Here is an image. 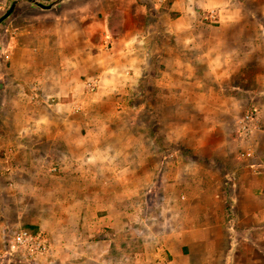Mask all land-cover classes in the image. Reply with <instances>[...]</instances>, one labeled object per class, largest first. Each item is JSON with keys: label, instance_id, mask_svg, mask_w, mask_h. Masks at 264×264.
I'll use <instances>...</instances> for the list:
<instances>
[{"label": "rangeland", "instance_id": "374dc122", "mask_svg": "<svg viewBox=\"0 0 264 264\" xmlns=\"http://www.w3.org/2000/svg\"><path fill=\"white\" fill-rule=\"evenodd\" d=\"M13 1L0 0V17ZM39 1L50 5L56 0ZM174 1L177 0H158L159 11H152L151 15L149 11L140 13L132 19L129 0H64L49 11L23 0L0 26V164L5 158H15L16 152V159L24 160L26 148L29 156L38 159L37 164L48 160L45 167L31 169L30 179L25 181L23 193L17 199L1 197L0 215L3 216L8 205L15 204L24 213L22 223L9 225L4 233L9 255L14 234L21 229L37 228L26 222L41 219L52 207L78 203L65 198L67 189L78 188L70 179L77 174V168L72 165L76 161L112 160L115 164H125L126 160H149L150 170L135 168L136 177H140L135 185L110 182L104 185L103 195L107 194V198L89 199L90 203H117L114 216L121 220L127 206L123 194L128 187H149L152 181V188L158 189L163 178L167 192L190 194L216 189L219 180L228 171L231 173L233 166L222 150L238 149L243 130L248 145L251 140L264 144V117L258 120L256 115L260 104L264 112V0H230L225 6L219 5L218 0H201L204 2L189 11L188 8L182 11L181 0L177 6L182 9L170 12ZM144 2L150 4L151 0ZM213 13L215 19L210 17ZM187 14L196 20L192 26L172 25L174 19ZM82 17L87 18L86 35L82 33L85 22H79ZM70 24L72 28L68 31ZM139 26L149 30L144 48L151 57L143 63L145 76L132 87L128 84V74L133 75V67L139 60L132 63L136 57L128 54L115 57L107 53V48L97 49L96 35L107 33L108 29L117 33ZM25 33L32 48L23 56L18 53L17 57L15 42ZM53 38L61 42L69 40V46L72 43L70 51L67 48L63 52L67 56L65 62L81 59L83 48H87V70L75 73L81 76L77 80L79 88L69 73L51 68L54 55L48 43ZM31 39L37 41L36 45ZM112 44L110 40L111 47ZM123 44L114 51L122 53L123 47L128 48L127 43ZM93 49L102 55L94 57L90 54ZM24 59L29 60L27 66ZM96 63L100 65L98 71L94 70ZM21 69L25 74L22 82L15 78V72ZM63 86L71 94L53 97L50 92ZM221 97L230 103H224ZM222 108L225 112H220ZM132 126L147 132L144 138L130 140L138 146L135 151L126 148ZM107 138L114 144V150L101 147ZM63 162L65 166L61 168L58 164ZM116 168L118 174L125 169ZM44 170H51V175L67 174L68 181L50 179ZM228 176L227 192L236 189V178L232 174ZM196 177L201 180L195 181ZM46 185L52 186L50 190ZM0 187L4 188L3 184ZM87 188L92 190L94 185L88 184ZM109 192H119L120 197L110 198ZM228 197L229 217L234 218L236 202L229 192ZM183 202L180 210L184 222L179 218L173 222L172 217L170 223L154 225V229L166 232L174 225L189 224L186 214L190 207ZM7 218L13 222L15 216L12 213ZM38 231L47 234L45 230ZM17 259L23 264H40Z\"/></svg>", "mask_w": 264, "mask_h": 264}, {"label": "crops", "instance_id": "0c3cea01", "mask_svg": "<svg viewBox=\"0 0 264 264\" xmlns=\"http://www.w3.org/2000/svg\"><path fill=\"white\" fill-rule=\"evenodd\" d=\"M180 1H174L169 11H180L182 7L177 6ZM229 1L218 0L221 2L219 5L223 6L227 5ZM182 2V11H186V8L189 11L204 1L183 0ZM160 7L158 0H151L150 4L144 0H139V2L129 0L128 11L129 9L133 10L131 18L134 19L136 15L140 13L144 15L147 11L151 15L152 11H159ZM196 13L200 17L202 16L200 12ZM93 18L95 19L96 16ZM187 18L190 20H186ZM106 19L108 18L106 17ZM106 19L104 18V20ZM86 20L87 18L82 17L79 21L85 22L84 25L82 24L84 35L87 34ZM193 21L196 20L192 14L180 15L174 19L172 25L185 23L186 26H192ZM71 26V24L68 26V31L72 28ZM178 32L175 34L177 35ZM97 34L99 35H96L97 49L107 48V53L115 57L127 54L136 57L132 59V63H135L136 59L139 60L136 67H133V75L131 72L128 74L130 76L129 86L138 85L146 74V65L143 63H146L151 57L148 50L144 48L147 44L146 39L150 35L149 30L139 26L136 29L126 28L117 33L108 29L107 33L104 31L97 32ZM59 35L63 36V34ZM27 37L28 33H25L22 34L21 39H16L15 43L18 45L16 56L18 53L23 56L28 53V49L31 50L32 45H29ZM110 40L113 43L112 47ZM68 41L65 42L64 39L61 42L59 38L49 40L48 44L54 55L51 68L61 73H69L79 88L77 80L81 76L75 73L87 70V48H83L84 54L81 59L72 61L68 59L65 62L67 56L63 52L68 49L70 51L72 47V43L69 46ZM31 42H35L36 45L37 41L31 39ZM123 43H127L128 48L123 47L120 54L118 52L121 51H114L121 48ZM90 54L94 57L102 55L96 49H93ZM61 55L63 59L59 58ZM27 62L29 60L24 59L25 66H27ZM99 67L100 65L96 63L94 70L98 71ZM23 76H25L23 69L15 72V78L18 81L22 82ZM67 78L69 79V77H65V79ZM50 93L53 97L69 96L71 90L63 86L61 90H52ZM221 99L224 103H230V100L225 97H221ZM262 107L263 105L260 104L256 108L258 120L264 117ZM225 110L222 108L220 112H225ZM53 115L56 116L54 110ZM146 134L147 132L132 126L127 134L126 148L135 151L138 146L133 143V140H130L144 138ZM240 141L242 144L238 149L226 147L222 150L223 155L233 162V166L231 173L228 171L222 180H219L216 189L213 187L209 190L191 191L190 194H182L184 192L177 191L167 192V184L163 182V178H160L158 189L152 188V181L149 187H136L139 189L128 187L126 193L123 194L127 199V206L122 213L124 218L122 217L121 220L114 216L116 215L114 207H118L117 203L110 205L102 204V202L101 204L90 203L89 199L107 198V194L103 195L104 185L110 182L121 181L126 182L129 186L135 185L140 180V177H136L135 168L150 170L149 160L131 162L126 160L125 164L123 162L115 164L112 160H95L94 162V160L88 159L72 163L77 168V174L71 176L70 179L74 180L78 188L67 189L68 193L65 194V198L77 200L78 203L76 205L62 204L61 208L60 206L52 207L51 211H47L41 219L26 222L27 225H35V227L47 231L50 236L53 247L52 255L41 260L40 264H264V144L251 140L248 145L245 130L241 133ZM104 146L106 149L111 148L110 150H114L112 148L115 147L109 138L102 143L101 147ZM25 154L24 160L16 159L18 152H16L15 158L8 157L2 160L0 183L4 188L0 187V201L1 197L5 196L17 199L23 193L25 181L30 179L31 169L36 166L43 168L48 164V160L37 164L38 159L29 156V148H26ZM216 160L214 161L216 162ZM224 161L228 160L224 159ZM63 164L65 166V162L58 165L63 168ZM118 166L125 168L119 174L116 168ZM222 166L225 169L224 164ZM44 171L48 173L50 179L54 178L60 182L68 181L67 174L51 175L49 173L51 170ZM64 172L65 170H63ZM155 173H153L154 176ZM228 174H232L236 178L234 187L236 189L228 191L229 196L236 202V206L233 208L234 214H236L234 218L229 217L228 210L230 202L225 183L229 179ZM194 180L200 181L201 179L196 177ZM88 184H93L94 189L87 188ZM176 185L175 183L173 187L176 188ZM98 186H100L99 190ZM45 187L50 190L52 186L46 185ZM2 190H5L4 195ZM108 197L119 198L120 194L119 192H109ZM183 201L190 207L186 214L189 224L174 225L166 232L154 229V225L166 221L170 223L172 217H174L173 222L178 218L182 221L183 214L180 205L184 203ZM7 207L3 216L0 215V264H23L14 255H9V250L5 248L4 244L6 242L4 233H7L9 225L16 226L18 224L16 222L21 224L24 213L20 205H8ZM197 211L198 213H196ZM12 213L15 216L13 222L7 218Z\"/></svg>", "mask_w": 264, "mask_h": 264}, {"label": "built area", "instance_id": "2783aa9c", "mask_svg": "<svg viewBox=\"0 0 264 264\" xmlns=\"http://www.w3.org/2000/svg\"><path fill=\"white\" fill-rule=\"evenodd\" d=\"M215 19V14L210 15ZM92 84H90L91 86ZM11 255L28 262H40L49 258L52 253V243L49 236L42 232H33L30 229H21L11 237Z\"/></svg>", "mask_w": 264, "mask_h": 264}, {"label": "water", "instance_id": "95a60500", "mask_svg": "<svg viewBox=\"0 0 264 264\" xmlns=\"http://www.w3.org/2000/svg\"><path fill=\"white\" fill-rule=\"evenodd\" d=\"M21 1H23V0H14L12 2L9 10L2 17H0V26L2 25L3 22H5L13 14V12L16 9V7L18 6V4ZM26 1L32 2L33 4H35L36 6H38L39 8H41L44 11H49V10L55 9L64 0H56L55 2H53L50 5H45V4L41 3L39 0H26Z\"/></svg>", "mask_w": 264, "mask_h": 264}, {"label": "trees", "instance_id": "16d2710c", "mask_svg": "<svg viewBox=\"0 0 264 264\" xmlns=\"http://www.w3.org/2000/svg\"><path fill=\"white\" fill-rule=\"evenodd\" d=\"M31 229H32V228H31ZM31 229H30V230H31ZM31 231H33V232H37V231H38V229H35V230H31Z\"/></svg>", "mask_w": 264, "mask_h": 264}]
</instances>
